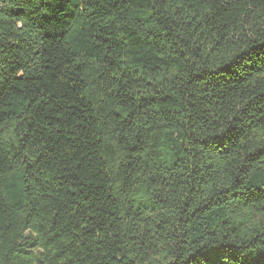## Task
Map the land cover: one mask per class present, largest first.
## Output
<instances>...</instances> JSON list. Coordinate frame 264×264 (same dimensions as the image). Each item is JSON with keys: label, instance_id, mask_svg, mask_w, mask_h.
<instances>
[{"label": "trees", "instance_id": "trees-1", "mask_svg": "<svg viewBox=\"0 0 264 264\" xmlns=\"http://www.w3.org/2000/svg\"><path fill=\"white\" fill-rule=\"evenodd\" d=\"M0 264H264V0H0Z\"/></svg>", "mask_w": 264, "mask_h": 264}]
</instances>
